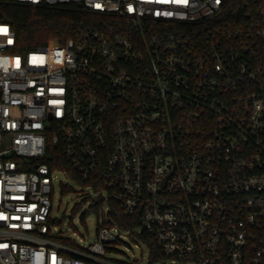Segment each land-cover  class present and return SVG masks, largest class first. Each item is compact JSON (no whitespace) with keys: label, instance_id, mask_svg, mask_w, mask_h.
Returning <instances> with one entry per match:
<instances>
[{"label":"built area","instance_id":"2783aa9c","mask_svg":"<svg viewBox=\"0 0 264 264\" xmlns=\"http://www.w3.org/2000/svg\"><path fill=\"white\" fill-rule=\"evenodd\" d=\"M236 2L0 0L110 18L26 55L0 22V264H136L112 257L121 234L180 264H264V0L174 27ZM50 149L93 190L92 244L57 233L55 175L76 181ZM111 202L138 232L108 226Z\"/></svg>","mask_w":264,"mask_h":264},{"label":"trees","instance_id":"16d2710c","mask_svg":"<svg viewBox=\"0 0 264 264\" xmlns=\"http://www.w3.org/2000/svg\"><path fill=\"white\" fill-rule=\"evenodd\" d=\"M251 0H237L228 10L218 19L210 23L202 24H180L174 27L185 31L189 36H199L214 31L222 23L227 22L236 25L237 18L243 12V4ZM110 18L86 13L83 7L78 3H71L60 6L59 8L32 7L24 4L0 5V22L8 23L16 34L17 46L15 52L26 55L28 52L46 47L51 40H59L62 43L69 39H76L83 32L90 29L104 30ZM48 155L54 157L55 164L51 167L66 170L77 184L84 185L75 174L72 168L64 160L60 150L50 149ZM46 161V160H45ZM63 194L72 192L69 187L63 189ZM109 227L118 225L123 230H134L138 224V217L126 216L121 207L116 202H111ZM79 205L73 209L75 214L79 210ZM91 211L98 213L97 207H91ZM82 223L86 224L87 213L81 216ZM100 227H98V230ZM139 238L148 243L151 248V263L167 259L163 253L153 243L151 237L147 234L139 235Z\"/></svg>","mask_w":264,"mask_h":264},{"label":"rangeland","instance_id":"374dc122","mask_svg":"<svg viewBox=\"0 0 264 264\" xmlns=\"http://www.w3.org/2000/svg\"><path fill=\"white\" fill-rule=\"evenodd\" d=\"M70 183L72 192L63 194L62 184ZM55 195L53 198L52 218L56 219L57 233L65 238H70L84 246L94 243L97 240L99 214L91 211L93 199L89 198L86 203L84 197L92 196V189H83L82 185L71 181L62 174H56L54 179ZM79 205V210L74 214L73 209ZM106 210V208H105ZM87 213L86 224L82 223L81 216ZM139 231V228L136 229ZM124 237L125 244H116L119 252L113 253L112 257L124 263L150 264V250L142 242L136 241V238L130 236ZM155 264H180L177 261L165 260Z\"/></svg>","mask_w":264,"mask_h":264},{"label":"water","instance_id":"95a60500","mask_svg":"<svg viewBox=\"0 0 264 264\" xmlns=\"http://www.w3.org/2000/svg\"><path fill=\"white\" fill-rule=\"evenodd\" d=\"M102 199V195H100L99 197H98V201H100Z\"/></svg>","mask_w":264,"mask_h":264}]
</instances>
